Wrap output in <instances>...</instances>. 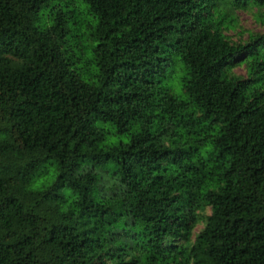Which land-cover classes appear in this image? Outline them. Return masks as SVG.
<instances>
[{"label":"trees","instance_id":"1","mask_svg":"<svg viewBox=\"0 0 264 264\" xmlns=\"http://www.w3.org/2000/svg\"><path fill=\"white\" fill-rule=\"evenodd\" d=\"M245 7L264 24V0H0V264H264Z\"/></svg>","mask_w":264,"mask_h":264},{"label":"rangeland","instance_id":"2","mask_svg":"<svg viewBox=\"0 0 264 264\" xmlns=\"http://www.w3.org/2000/svg\"><path fill=\"white\" fill-rule=\"evenodd\" d=\"M235 17L234 26L226 29L224 32L232 42H242L247 39L249 34L263 33L264 24H262L256 17V9L254 7H245L242 9H235L233 11ZM231 73L239 76H245V65L239 63L232 67ZM174 74L173 76H175ZM36 183V182H35ZM35 186V184H32ZM209 213L208 208L205 209L203 214ZM203 223L198 221L193 228L189 236V240L192 241L195 234L201 229Z\"/></svg>","mask_w":264,"mask_h":264}]
</instances>
